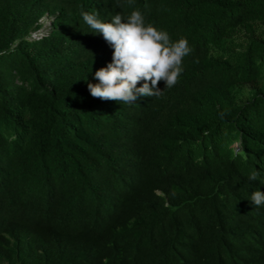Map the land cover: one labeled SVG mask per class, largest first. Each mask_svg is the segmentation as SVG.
I'll return each instance as SVG.
<instances>
[{"label": "trees", "instance_id": "16d2710c", "mask_svg": "<svg viewBox=\"0 0 264 264\" xmlns=\"http://www.w3.org/2000/svg\"><path fill=\"white\" fill-rule=\"evenodd\" d=\"M133 9L184 70L93 97L113 49L81 12ZM261 179L264 0H0V264H264Z\"/></svg>", "mask_w": 264, "mask_h": 264}, {"label": "clouds", "instance_id": "9594fccd", "mask_svg": "<svg viewBox=\"0 0 264 264\" xmlns=\"http://www.w3.org/2000/svg\"><path fill=\"white\" fill-rule=\"evenodd\" d=\"M81 17L113 49L111 61L93 73L96 82H88L90 95L130 105L139 97L159 96L164 91L158 86L161 80L166 89L178 82L184 70L183 58L191 51L187 38L172 40L166 30L146 22L137 9L127 15L117 13L109 20L87 11L81 12ZM248 179L257 180V171L249 173ZM249 199L257 207L264 206V191H252Z\"/></svg>", "mask_w": 264, "mask_h": 264}, {"label": "rangeland", "instance_id": "374dc122", "mask_svg": "<svg viewBox=\"0 0 264 264\" xmlns=\"http://www.w3.org/2000/svg\"><path fill=\"white\" fill-rule=\"evenodd\" d=\"M51 17L49 15H46L42 18L41 22H42V25H43V28L42 29H48L51 25ZM41 29V30H42ZM241 35H244L245 34V31H242L240 33ZM253 85L252 84H245L244 88L245 90L248 89V88H251Z\"/></svg>", "mask_w": 264, "mask_h": 264}]
</instances>
